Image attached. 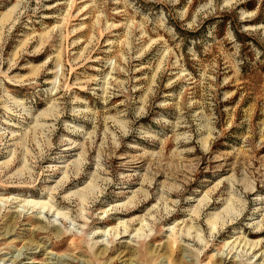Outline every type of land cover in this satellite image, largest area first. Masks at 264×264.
I'll return each mask as SVG.
<instances>
[{
  "label": "rangeland",
  "instance_id": "374dc122",
  "mask_svg": "<svg viewBox=\"0 0 264 264\" xmlns=\"http://www.w3.org/2000/svg\"><path fill=\"white\" fill-rule=\"evenodd\" d=\"M0 264H264V0H0Z\"/></svg>",
  "mask_w": 264,
  "mask_h": 264
},
{
  "label": "bare ground",
  "instance_id": "6f19581e",
  "mask_svg": "<svg viewBox=\"0 0 264 264\" xmlns=\"http://www.w3.org/2000/svg\"><path fill=\"white\" fill-rule=\"evenodd\" d=\"M225 2H226V1H225ZM226 3H228V2H226ZM29 202L31 203L32 201H29ZM33 202H34V201H33ZM33 202H32V203H33ZM214 219H215V217H213V218H211V219H208V220H209V223L212 224Z\"/></svg>",
  "mask_w": 264,
  "mask_h": 264
}]
</instances>
